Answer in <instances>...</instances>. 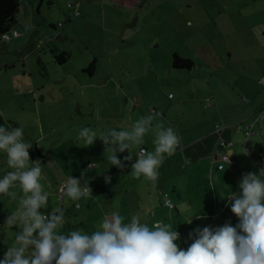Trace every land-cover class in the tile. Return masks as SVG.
Returning <instances> with one entry per match:
<instances>
[{
    "label": "rangeland",
    "instance_id": "obj_1",
    "mask_svg": "<svg viewBox=\"0 0 264 264\" xmlns=\"http://www.w3.org/2000/svg\"><path fill=\"white\" fill-rule=\"evenodd\" d=\"M40 1L37 10L35 5ZM21 2L14 27L18 35L11 34L7 43L0 42V117L4 121H0V126L22 127L23 142L36 146L44 156L41 158L34 148L30 149L36 158L33 161L29 153L31 161L42 168L40 183L50 193L47 208H41L40 212L44 214L63 205L64 216L70 224L64 232L80 230L91 235L98 230L103 216L97 202L92 200L88 209L85 204L88 197L79 201L61 197L58 186L69 176L81 178L83 172L92 194L96 190V182L90 180L94 171L105 166L109 172L115 169L106 160L111 153H105L99 138L92 146L78 140L81 129L88 127L99 135L108 130L100 120L126 118L133 124L152 108L159 114L153 127L156 124L165 128L172 124L179 126L197 118L204 120L214 110L208 108L205 99L210 97V82L216 90L217 80L226 78V71L229 75L232 71V74L244 73L243 81L253 85L252 76L257 74L254 75L256 84L264 73V0ZM76 3L80 13L72 15L70 5ZM52 25L56 28H51ZM56 47L70 53L63 64L56 62L51 51ZM175 52L192 58L194 67H173ZM94 59V68H89ZM254 88L264 95L263 85L256 84ZM170 93L173 98H169ZM243 138L236 139L234 145L236 165L241 168L237 176L249 172L259 174L264 168V155L260 158L258 150L264 151V146L260 142L251 151V156L259 162L253 161L243 153ZM154 139L152 130L144 136V141ZM117 155L123 160L122 153ZM87 158L95 166L88 167ZM6 159V153L0 151V178L12 171ZM102 180L106 188L105 177ZM139 180H143L141 184L130 185L134 179L126 177L122 185H114L112 195L118 206L125 198V187L132 186L140 191L136 195L140 205L142 195L145 203L149 202V183L143 188L146 180ZM12 190L22 195L18 188ZM177 194L185 198L182 192ZM123 203L125 223H128L125 199ZM16 206L9 197L0 195V248L8 249L14 241L17 230L2 229L6 215ZM182 208L183 218L176 219L175 228L183 226L184 215L192 213L189 202ZM150 216L143 215L141 222L152 227ZM225 223L203 219L192 226L195 230L199 226L214 228ZM177 242L181 250L189 247Z\"/></svg>",
    "mask_w": 264,
    "mask_h": 264
},
{
    "label": "clouds",
    "instance_id": "obj_2",
    "mask_svg": "<svg viewBox=\"0 0 264 264\" xmlns=\"http://www.w3.org/2000/svg\"><path fill=\"white\" fill-rule=\"evenodd\" d=\"M0 38L8 41L9 35L4 33ZM158 115L150 112L142 116L129 130L110 129L98 135L86 127L79 131L78 140L92 146L99 138L105 153H111L106 160L112 166L124 169L125 162H130L134 178L143 177L155 186L165 154L174 155L181 141L172 127H153ZM150 130L155 134L153 151L139 147ZM22 137V127L0 126V151L6 153V164L12 169L0 178V195L17 205L2 230L18 229L0 264H264V168L259 174H243L241 191L226 197L227 206L238 217L235 226L228 221L214 228L197 227L189 233L193 242L181 250L176 243L180 233L172 230L170 223L156 222L149 227L138 214L125 223L118 210L106 214L91 235L80 230L61 233L66 222L63 209L53 207L50 214L40 212L47 208L50 193L40 183L41 166L30 159L32 146ZM126 150L129 154L122 161L117 154ZM105 181L111 183V178L105 177ZM15 188L22 195L12 190ZM90 189L87 179L73 176L59 185V193L72 201L89 197ZM194 216L202 218L201 214ZM191 222L192 218L187 223Z\"/></svg>",
    "mask_w": 264,
    "mask_h": 264
},
{
    "label": "crops",
    "instance_id": "obj_3",
    "mask_svg": "<svg viewBox=\"0 0 264 264\" xmlns=\"http://www.w3.org/2000/svg\"><path fill=\"white\" fill-rule=\"evenodd\" d=\"M155 1L158 2L159 0ZM40 4L41 1L35 5L37 10H39ZM70 19L71 16H69L68 20L70 21ZM27 28L28 26L26 29ZM180 56L190 58L187 56ZM190 59L193 61L192 58ZM225 74L227 75L226 78L217 80L219 84L218 89L213 90L212 82L209 83L210 89L208 96L210 97L208 98H210V100L206 102L208 108H214L212 113L208 112L204 120H199V118H197L195 120H186V123L179 126L172 124V128L181 138L180 146L177 148L174 155L167 156V154H165V159L158 169L159 177L155 186L148 181L143 183V188L149 183V202L145 203L146 200L142 195V204L140 205V202L136 198V195H139L140 191H138L135 186L131 188H126L124 186L125 198H123V202L125 199L126 213L129 215L128 219L131 220L134 214H138L142 218L143 215H148L149 213V215H151L150 220L152 221V225L156 222L170 223L172 230H176L180 234L193 232L194 227L192 224L197 222V220H213L221 224L223 221H231L232 226H235V224L239 222L238 217H236L235 214L231 212L230 207L227 206L228 201L226 199V197L234 195L236 191L239 193V190H241L239 183L242 177H240V174L237 176V170L240 171L241 168L236 165L237 152L234 145L236 144V139L243 138L244 136V126L238 125L239 122L256 109L264 107V95L258 89L254 88L256 84H261L259 78L264 73L257 78L256 84L254 83V75L257 76V74L255 73L252 76L250 80L253 81V85L243 81L246 78L244 73L239 75L234 72L232 74L231 71L229 75L226 71ZM173 97V94L169 96V98ZM198 109L199 108H197L196 111ZM151 112L157 113L158 110L152 108ZM99 122H102L108 130L114 128L129 130L132 125L131 121L126 118H113L110 121L100 120ZM217 126H219L218 129ZM256 135H258V138L255 137ZM256 135L249 141L248 146L250 147V155L253 149L260 146V142H262L264 146V133H258ZM221 138L231 142V146L228 148L221 147L219 144ZM139 147H145L149 151L154 150L152 140L144 141ZM226 150L233 157V164H226L223 171H220V169L217 168V163L219 162L220 154ZM258 151L264 153L262 148ZM128 154V152L122 153V157ZM262 157L263 156L260 158ZM135 159L136 157L134 156L133 162ZM252 160L259 162L254 158ZM127 163L129 162H125L127 166L124 169H119L114 166L115 169L109 172V169L105 166V168L99 171H94V176L90 180L96 182V190L90 194L85 203L88 209H91V203L92 200H94L98 203V208L102 212L103 217L114 210H118L120 214L125 217L123 210V208H125L124 203L121 202L119 203L120 206L117 205L112 195L113 187L114 185L116 187V184H118V186L122 185L126 177L134 179V182L130 183V185H138L141 184L140 181H143L134 178L131 174V163ZM87 166H95V164L91 163L88 159ZM104 177H110L111 182H113L111 184L105 182L106 188H104L102 180ZM81 178H85L83 172ZM140 179L144 178L141 177ZM205 190L207 191L206 194ZM179 192H182L185 198L179 197V194H177ZM165 194H168L172 207L165 204ZM191 198L194 201H192ZM186 202H189L192 213L190 216L184 215V225L182 226V224H180L178 228H175L177 223L176 219L178 217L183 218L184 209L182 205H186ZM61 209H63V205ZM51 211L52 210L44 214H48ZM198 214H201L202 218L194 216ZM9 215L10 214H7L6 216L8 217ZM225 215L226 218L222 220V217ZM181 218H179V221L182 220ZM191 218L192 222L190 224L187 223ZM65 221L63 228L60 230V232L64 234L67 233L64 232L65 226L67 225L70 227L66 217ZM199 227L203 228L202 226ZM11 245L12 244H10V246ZM7 250L8 249L0 248V254H2L0 260L4 258V253Z\"/></svg>",
    "mask_w": 264,
    "mask_h": 264
},
{
    "label": "trees",
    "instance_id": "obj_4",
    "mask_svg": "<svg viewBox=\"0 0 264 264\" xmlns=\"http://www.w3.org/2000/svg\"><path fill=\"white\" fill-rule=\"evenodd\" d=\"M21 1L22 0H0V37H2V35L4 33H12V31L15 30L14 27L17 24V14H18L19 9H20L21 4H22ZM68 18H69V16H68ZM51 28L54 29L55 26L52 25ZM1 41H3L4 43L8 42V41L6 42L2 38H0V42ZM51 51L55 55L56 62H58L59 64L65 63L70 57V53L68 51L58 49L57 47L51 48ZM38 61H39V63H42L41 59H38ZM95 61H96V59H94L90 63L89 68L94 67ZM172 65L175 68L190 69L191 67H193L194 63L190 58L181 57L179 54L175 53V54H173ZM252 113L247 115L245 118L252 119ZM0 121L4 122L1 119V117H0ZM238 125H240V124H238ZM240 126H244V123L241 124ZM33 148H34V151L36 152V154L42 158L43 155H42V153L39 152V149L36 146L32 147L30 149H33ZM30 149H29V153H30ZM30 155H31L32 160L36 161L34 153H30ZM13 229L18 230L16 228H13ZM69 231H71V230H69ZM178 241L183 242L187 246H190V244L193 242L191 239H189V233L180 234V239ZM176 243H178V242L176 241Z\"/></svg>",
    "mask_w": 264,
    "mask_h": 264
},
{
    "label": "built area",
    "instance_id": "obj_5",
    "mask_svg": "<svg viewBox=\"0 0 264 264\" xmlns=\"http://www.w3.org/2000/svg\"><path fill=\"white\" fill-rule=\"evenodd\" d=\"M78 5H79V3H76V5H74V4L70 5L71 6L70 14L78 15L80 13ZM60 25H61V23H60ZM12 32H16L18 35V32L16 30H13ZM7 34L9 35V40H10L12 33H7ZM259 82L264 86V74L260 77ZM169 96H172V94H170ZM209 100H210V98L206 99V101H209ZM243 123H244V138L242 141V149L246 155L251 157V155L249 153L250 147L248 146L250 139L258 133H264V107L255 110L252 113V119L245 118L239 124L241 125ZM218 128H219V126H217V129ZM219 144L221 147H224V148H228L231 146V142H229L223 138L220 139ZM143 148H145V147H143ZM258 156L259 157L263 156V152L260 151ZM226 164H230V165L233 164V157L231 156V154L227 150L220 154L219 162L217 163V168L223 169ZM57 193H59V186H58ZM61 197H62V195H61ZM165 204L167 206L172 207V203H171L170 199L168 198V194H165ZM50 213H48V214H50Z\"/></svg>",
    "mask_w": 264,
    "mask_h": 264
}]
</instances>
